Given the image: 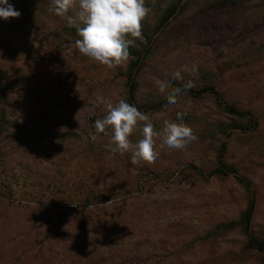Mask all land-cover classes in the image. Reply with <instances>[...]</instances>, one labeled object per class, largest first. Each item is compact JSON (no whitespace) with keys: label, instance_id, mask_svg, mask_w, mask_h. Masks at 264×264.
Instances as JSON below:
<instances>
[{"label":"rangeland","instance_id":"374dc122","mask_svg":"<svg viewBox=\"0 0 264 264\" xmlns=\"http://www.w3.org/2000/svg\"><path fill=\"white\" fill-rule=\"evenodd\" d=\"M10 2L21 14L0 20V264H264L248 241L264 243V0H144L141 36L113 68L79 53L78 4L61 16L52 0ZM139 53L133 100L152 110L129 140L151 123L158 156L132 164L94 125L130 103ZM189 82L198 93L169 104ZM165 121L196 139L161 147ZM219 155L240 177L215 171Z\"/></svg>","mask_w":264,"mask_h":264},{"label":"clouds","instance_id":"9594fccd","mask_svg":"<svg viewBox=\"0 0 264 264\" xmlns=\"http://www.w3.org/2000/svg\"><path fill=\"white\" fill-rule=\"evenodd\" d=\"M78 4L76 18L69 17V23L76 28L79 39L76 47L79 53L95 62L113 68L126 60L129 46L133 39L126 37L141 36V21L148 9L144 0H52L50 11L56 15H67L69 9ZM20 10L10 0H0V20L19 18ZM164 85L161 84L163 89ZM186 87H192L189 82ZM176 92L179 89L175 90ZM169 104L176 102L175 93L168 96ZM182 113H177V120H182ZM145 114L138 108L120 100L115 106H108L102 119L95 121V130L105 133L110 130L112 135L109 149L113 152L132 151L131 163L140 160L151 161L158 156L153 144V126L146 123L140 129V138L132 144L129 136L139 122L145 121ZM163 144L172 149H183L185 145L196 139L193 131L184 123L164 122Z\"/></svg>","mask_w":264,"mask_h":264},{"label":"trees","instance_id":"16d2710c","mask_svg":"<svg viewBox=\"0 0 264 264\" xmlns=\"http://www.w3.org/2000/svg\"><path fill=\"white\" fill-rule=\"evenodd\" d=\"M173 11H175L174 9H172L171 10V12H169V13H167V14H165L164 16H163V18H162V20L159 22V24H158V27L159 26H161L162 25V23L166 20V19H168V17H169V15H171V13L173 12ZM146 56V55H145ZM144 56V57H145ZM140 57H141V54L139 53V54H137V56H136V59L133 61V67H134V69L137 67L138 68V63L141 61L140 60ZM137 70V69H136ZM132 73H133V71H132ZM132 73L129 75V77H128V80L129 81H131V75H132ZM136 74V73H135ZM130 83V82H129ZM134 87H135V82L134 81H131V83H130V91H131V94L133 93V89H134ZM177 89H179V91L178 92H176L175 90H177ZM206 89H209V88H206ZM211 91H213L215 94H216V91H214V90H211ZM182 92H187V93H189V94H191V95H193V94H195V93H198V91L197 90H194L193 88H189V87H186V84H182V83H178V84H176V86H175V88H174V91L172 92V93H175V96H177V95H179L180 93H182ZM171 93V94H172ZM132 98H133V94H132ZM167 100H168V98H167ZM227 111H229V112H231V113H234V114H236V115H243V112H240V111H237V110H234V109H231V108H229ZM217 163L219 164V166L217 167V168H215V171H220V172H222V173H225V170H224V167L222 166V161H221V159H220V155H219V157H218V159H217ZM252 208H253V205H251L250 207H249V209H248V211L244 214V218L245 219H243V222L245 223V229L246 230H248V225H249V218H250V215H251V211H252ZM248 236H249V234H248ZM249 239H248V241L250 242V244L251 245H253V246H255V247H260V248H262V247H264V243H258V244H256L254 241H253V239L251 238V236H249L248 237Z\"/></svg>","mask_w":264,"mask_h":264},{"label":"water","instance_id":"95a60500","mask_svg":"<svg viewBox=\"0 0 264 264\" xmlns=\"http://www.w3.org/2000/svg\"><path fill=\"white\" fill-rule=\"evenodd\" d=\"M178 9H179V7L177 8V10H178ZM177 10H176V11H177ZM142 58H143V53H142V55H141V57H140V60H141ZM139 63H140V62H139ZM139 63H138V64H139ZM136 69H137V67L133 70V73H132V75H131V81H132V79H133L134 76H135ZM131 81H130V83H131ZM130 83H129V85H128V98H129L130 103L133 104V105H135V102H134V100H133V98H132V94H131V91H130ZM151 110H152V109L145 110V111H141V110H139V111H141V112H143V113L145 114V113H147V112H149V111H151ZM224 170H225V172H227V173H229V174H231V175H233V176H238L237 173L234 172V171H228V170H226L225 168H224ZM238 177H240V176H238ZM256 205H257V199L255 198V201H254V204H253V208H252V212H251V216H250V219H249L248 232L250 231V227H251V224H252V219H253V216H254V213H255Z\"/></svg>","mask_w":264,"mask_h":264}]
</instances>
